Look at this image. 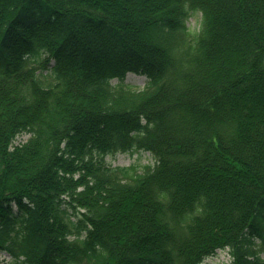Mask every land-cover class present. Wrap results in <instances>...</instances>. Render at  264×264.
<instances>
[{
	"label": "trees",
	"instance_id": "trees-1",
	"mask_svg": "<svg viewBox=\"0 0 264 264\" xmlns=\"http://www.w3.org/2000/svg\"><path fill=\"white\" fill-rule=\"evenodd\" d=\"M138 150L154 164L106 161ZM225 248L264 264V0H0L9 264H203Z\"/></svg>",
	"mask_w": 264,
	"mask_h": 264
},
{
	"label": "rangeland",
	"instance_id": "rangeland-1",
	"mask_svg": "<svg viewBox=\"0 0 264 264\" xmlns=\"http://www.w3.org/2000/svg\"><path fill=\"white\" fill-rule=\"evenodd\" d=\"M202 13L196 12L191 14L187 19V25L193 31H198L201 26ZM145 76L130 73L127 75V82L135 85L136 87L142 86L146 83ZM118 82L117 79L113 83ZM29 134H20L15 139V144L25 142ZM106 161L112 166H129L137 165L140 170L145 166L153 165L155 160L149 151L138 150L134 152H118L106 156ZM264 254V253H263ZM10 256L4 252H0V264H9ZM230 259L229 253L225 250L219 249L215 254L206 259L207 264H222Z\"/></svg>",
	"mask_w": 264,
	"mask_h": 264
}]
</instances>
